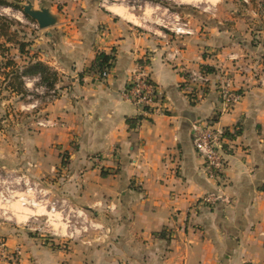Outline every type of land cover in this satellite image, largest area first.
I'll return each mask as SVG.
<instances>
[{"label": "crops", "instance_id": "1", "mask_svg": "<svg viewBox=\"0 0 264 264\" xmlns=\"http://www.w3.org/2000/svg\"><path fill=\"white\" fill-rule=\"evenodd\" d=\"M62 1L45 5L58 16L55 25L24 26L29 52L8 44L15 68L42 61L57 70L59 96L32 114L55 124L39 128L28 116L27 126H6L4 105L24 110L29 101L4 89L0 164L50 184L85 219L74 236L41 223V230L7 224L9 245L22 246L26 264H264L263 4L244 0L246 13H228L222 0H205L216 12L184 11L191 33L176 34L124 3ZM99 52L115 55L107 78L88 71ZM5 61L0 55L1 85L13 69ZM138 63L164 92L159 110L125 96ZM199 71L208 82L194 89L189 76ZM223 86L242 92L230 110ZM198 121L239 129L222 186L194 147ZM219 188L225 201H202Z\"/></svg>", "mask_w": 264, "mask_h": 264}, {"label": "built area", "instance_id": "2", "mask_svg": "<svg viewBox=\"0 0 264 264\" xmlns=\"http://www.w3.org/2000/svg\"><path fill=\"white\" fill-rule=\"evenodd\" d=\"M105 3L117 0H103ZM127 4L128 7L135 9L137 0L132 3L130 0H120ZM5 6H0V14H3ZM168 9V8H166ZM168 11V10H166ZM161 25L176 34L191 33L188 23L178 13H167L166 16L160 17ZM33 29H40L36 21H28ZM22 69V66H20ZM110 69L103 72L100 78H107ZM22 79L25 85L30 82H38L34 88L28 89L24 95L25 100L29 101L23 109L30 111L38 106L39 102L49 103L59 96V87H49L42 82L40 74L23 75ZM208 82V77L204 71L193 72L189 76V86L194 89L204 88ZM27 87V86H26ZM222 98L226 110L232 109L242 98V92L229 86H223ZM125 96L136 106L144 111H156L164 105V92L152 80L150 70L147 64L138 63L136 69L130 75L125 88ZM35 124L39 127H48L55 122L44 117H37ZM237 128L228 129L218 127L213 121H198L192 125V140L198 154L203 157L205 170L208 177L217 180L222 186L224 173L228 162V156L232 150L229 142L233 141L238 135ZM218 189L216 192L206 194L202 201L208 204H217L219 201H225L226 197ZM46 207L48 212H60L64 214V223L68 228L66 236H74L78 229L82 228V212L77 209L72 210L68 206L66 198L59 197L53 193V190L41 180L34 178L28 170L19 168H8L0 164V264H26L23 261V248L21 245L11 246L8 238L1 231V227L9 225L17 230L29 228L31 230H41L39 220L40 214H30L26 220H20L19 216L24 212L22 208L31 207L33 210L38 207ZM47 218L42 226L46 232L57 234L51 220L56 218ZM54 217V216H53Z\"/></svg>", "mask_w": 264, "mask_h": 264}, {"label": "rangeland", "instance_id": "3", "mask_svg": "<svg viewBox=\"0 0 264 264\" xmlns=\"http://www.w3.org/2000/svg\"><path fill=\"white\" fill-rule=\"evenodd\" d=\"M10 1L12 2L13 5L5 6L4 8H7V9L3 10L2 12L5 16L10 17L13 20L14 24L11 27V31L21 30L20 32L17 31L16 35L22 40L23 38L27 37V35L24 33V31L26 30L24 26L26 25L25 27L27 26L29 27L28 21L32 19L23 10V5L26 4L28 0H10ZM30 1L34 4L35 8H40L45 5H56V4L58 6H61L63 2L62 0H30ZM130 1L132 3L134 0H130ZM206 1H209V0H206ZM206 1L205 0H137L138 2L137 4H140L141 6L137 5L135 9L130 8V11L134 12L137 16H146L152 19L153 21L158 22L156 24H159L161 23V20H159V18L166 16L167 13H178L180 14L181 17L185 18L186 15L184 14L185 13L184 11H191L193 13L200 14V15L203 14L204 16L209 15L213 12H216L210 7L209 4L211 3L210 2L207 3ZM216 1L217 0L211 1V2L214 3ZM113 2L122 3L120 0H117V1H110L106 4H110ZM257 2L263 3L264 0H252L253 5H255ZM222 3L226 4L225 11L228 13L230 12H233V13L245 12L246 13L249 10V8L245 5L244 0H222ZM125 5L127 6V4ZM121 9L122 10L125 9V6L121 5ZM135 19L137 18L135 17ZM40 29H33V30H40ZM29 45H30V42H29ZM8 57L16 60L15 55H8ZM7 88L8 87H6V84L5 85L0 84V89H1L0 95L3 94L2 95L3 99L9 96L8 92L4 91V89L7 90ZM22 96L23 95L19 97V100L23 98ZM16 101L18 102V100ZM1 113L6 114L7 115L6 118H9L7 121H5L4 124L6 126H11V127L16 126V125L19 126L21 124H25L27 126L28 123H30V122H27L28 116L32 117L33 122H35L37 118L36 116L34 120V117L32 116V114H34L35 112L33 110H30V111L22 110L19 107H17L14 103H6ZM9 115H12V116L9 117ZM2 119H4V117ZM66 163H67L66 159L63 158V165H66ZM60 171L61 169H59L58 173H60ZM60 175H62V173ZM47 178H49L48 175H47ZM45 184L51 188L50 184L46 182ZM22 210L24 213L19 216L20 220H25L28 218L30 214L36 213V214H40L39 220H40V223L43 224V222L45 223V220L47 218L46 214H49L51 219L56 218V220H53V219L51 220L52 225L55 229H59L61 227L64 233H66V231L68 230V228L66 227V224L64 223V214L60 212H56V213L48 212L46 207H41V206L34 210L31 207H24L22 208Z\"/></svg>", "mask_w": 264, "mask_h": 264}, {"label": "trees", "instance_id": "4", "mask_svg": "<svg viewBox=\"0 0 264 264\" xmlns=\"http://www.w3.org/2000/svg\"><path fill=\"white\" fill-rule=\"evenodd\" d=\"M262 4L264 9V2ZM11 5L13 4L10 0H0V6ZM13 24V20L10 17L0 14V54L6 58L5 66L13 67V69L7 73V78L9 77L10 80L9 83H7L6 87H9L13 91H16L18 94L24 96L28 92V89L22 79V76L36 74L41 75L43 83L47 84L49 87H54L59 81V74L57 70L52 69L42 61L29 62L28 64H26V66L22 67V69H20V67L15 68L17 62L13 58L7 56L10 52V46H8V44L19 45L20 52H28V49L26 48L29 45V42L19 39V37L16 35L17 31L20 32L21 30L11 31V27ZM114 60V54L99 52L95 60L88 68V71L94 72L101 76L104 71L109 70L113 67ZM207 68V66H204V70Z\"/></svg>", "mask_w": 264, "mask_h": 264}, {"label": "water", "instance_id": "5", "mask_svg": "<svg viewBox=\"0 0 264 264\" xmlns=\"http://www.w3.org/2000/svg\"><path fill=\"white\" fill-rule=\"evenodd\" d=\"M23 10L30 18L35 20L42 29L49 28L58 22V16L53 14L49 7L42 6L40 8H35L30 0L23 5Z\"/></svg>", "mask_w": 264, "mask_h": 264}, {"label": "bare ground", "instance_id": "6", "mask_svg": "<svg viewBox=\"0 0 264 264\" xmlns=\"http://www.w3.org/2000/svg\"><path fill=\"white\" fill-rule=\"evenodd\" d=\"M26 220V219H25Z\"/></svg>", "mask_w": 264, "mask_h": 264}]
</instances>
